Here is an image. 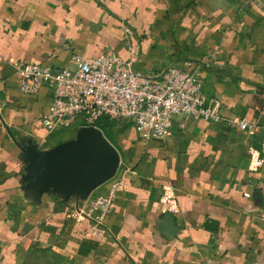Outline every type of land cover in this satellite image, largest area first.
Masks as SVG:
<instances>
[{"label": "crops", "instance_id": "1", "mask_svg": "<svg viewBox=\"0 0 264 264\" xmlns=\"http://www.w3.org/2000/svg\"><path fill=\"white\" fill-rule=\"evenodd\" d=\"M114 51L157 75L198 71L224 117L256 131L177 118L166 142L141 140L133 123L116 134L121 153L110 231L77 218L86 201L24 189L15 140L40 150L48 88H18L17 63L74 68V56ZM121 130V131H120ZM50 139V140H49ZM264 6L248 0H0V264H19L35 243L77 264H264ZM107 184L94 195L105 194Z\"/></svg>", "mask_w": 264, "mask_h": 264}, {"label": "built area", "instance_id": "2", "mask_svg": "<svg viewBox=\"0 0 264 264\" xmlns=\"http://www.w3.org/2000/svg\"><path fill=\"white\" fill-rule=\"evenodd\" d=\"M248 2L264 6V0ZM72 61L74 68L58 70L41 63L15 64L22 93L34 95L43 88L53 93L50 110L41 117L48 136L70 126L80 116L84 117V124L79 128L94 125L103 133L100 126L106 121L131 122L145 142L168 141L177 118L223 123L242 131L257 130L246 119L224 117L221 102L204 95L198 71L174 65L157 75H149L136 70L134 61L126 62L110 50L95 58L74 56ZM108 128L116 134V129ZM261 153L264 155V140ZM109 184L107 193L91 195L77 214V218L92 223L90 232L94 237L109 233L106 220L124 181L115 178Z\"/></svg>", "mask_w": 264, "mask_h": 264}, {"label": "water", "instance_id": "3", "mask_svg": "<svg viewBox=\"0 0 264 264\" xmlns=\"http://www.w3.org/2000/svg\"><path fill=\"white\" fill-rule=\"evenodd\" d=\"M25 160L24 189L39 194L54 192L87 200L113 181L121 168L118 148L94 125L79 129L76 138L52 149L15 140Z\"/></svg>", "mask_w": 264, "mask_h": 264}, {"label": "rangeland", "instance_id": "4", "mask_svg": "<svg viewBox=\"0 0 264 264\" xmlns=\"http://www.w3.org/2000/svg\"><path fill=\"white\" fill-rule=\"evenodd\" d=\"M84 124V117L80 116L74 120V123L68 127L60 128L50 135V139L57 136L64 137V140L69 141L76 138L79 127ZM107 132L111 130L106 126ZM49 139V140H50ZM113 143L116 145L117 137L115 135ZM117 146V145H116ZM19 264H77L73 258L67 257L56 251L52 246H44L41 243L31 245L21 257Z\"/></svg>", "mask_w": 264, "mask_h": 264}, {"label": "trees", "instance_id": "5", "mask_svg": "<svg viewBox=\"0 0 264 264\" xmlns=\"http://www.w3.org/2000/svg\"><path fill=\"white\" fill-rule=\"evenodd\" d=\"M119 125H120V123L118 124V123H116V122H108V121H106L105 122V125H103V126H100L101 127V129L104 131V133H105V136L108 138V140L110 141V142H112L113 143V141L112 140H114V138H115V135L116 134H118L119 133ZM106 126L107 127H111V128H114V129H116V134H115V132L114 131H110V132H107V130H106ZM121 131V130H120ZM114 144V143H113ZM115 145V144H114Z\"/></svg>", "mask_w": 264, "mask_h": 264}]
</instances>
